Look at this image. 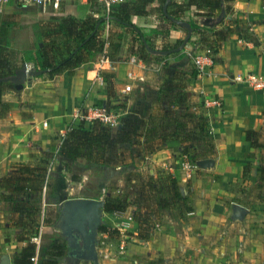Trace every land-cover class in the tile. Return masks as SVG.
<instances>
[{
  "label": "crops",
  "instance_id": "1",
  "mask_svg": "<svg viewBox=\"0 0 264 264\" xmlns=\"http://www.w3.org/2000/svg\"><path fill=\"white\" fill-rule=\"evenodd\" d=\"M230 4L235 15H238L242 22L252 26L259 44L246 42L234 34L228 36L222 41L215 55L217 61L214 62L212 69L201 77L189 78L187 75L186 83V90L191 93V102H203L199 112L209 118L215 146V154L209 158H212L213 162L205 168L197 166L189 171L185 170L180 164L181 143L177 140L167 141L157 151L146 156H143L139 146L135 148L141 158L139 168L154 176L161 170H167L182 188L183 193L189 197L187 206L191 210H184L181 204L183 207L181 214L179 211L174 216L166 213L165 207L158 213L157 207L158 217L155 216L154 220V223L157 221L156 231L150 232L146 239L125 236L122 233L120 244L124 243V250L119 252L102 247L97 241L98 264H264V199L259 200L255 195L253 199L249 198L246 188L243 187L247 182L251 185L256 181L258 164L255 157H247L245 154H255L258 149L252 148L250 143L242 138L243 130L261 131L264 128V91L234 79L236 75L246 72H256L264 76V0H234ZM95 5L96 0H63L59 11L45 13L40 12L36 6H31L30 10L22 6L26 12L19 17L23 23L29 25L47 20L50 16H73L81 19L94 10H99ZM158 6L157 0L147 3L145 7L147 14L132 15L131 22L142 30L150 42L161 44L162 47L166 43L174 44L177 40L184 39L187 36L184 26L178 23L171 27L167 24L161 19ZM15 9H18L17 1L11 0L5 6L1 20L12 16L11 13ZM195 12V8L185 11L180 21L197 20L201 24L200 21L207 18L196 16ZM117 31L121 32L122 29L112 23L109 30H103L102 35L106 37L118 33ZM130 39V33H123L118 53L114 58H109V63L101 70L113 74L117 95H121L120 90L126 82L125 75L129 70L144 77L140 86H134L133 90H148L149 87H156L162 83V78L154 82L155 78L151 77L153 74L147 62L141 61V67L129 64ZM192 50V44L186 43L180 51L162 55L172 57L173 62H176L173 65L177 66L191 59L188 54ZM153 51L158 50L153 48L150 51L151 55L155 54ZM105 53L107 55V49ZM181 53L186 56L179 58ZM96 60L97 57L92 63L75 68L72 73L68 71L58 73L51 80L44 77L27 78L21 90L13 88L2 94L1 100L7 104L8 111L0 117V178L14 170L13 164L37 161L42 152L48 151L50 145L58 148L61 137L69 128H77L81 123L85 128L89 126L87 122L74 117L77 110L91 104H105L110 99L105 83L100 85L94 80L97 68L95 71L91 68L96 65ZM164 74L163 72V76ZM212 99L219 100L220 106L205 103ZM127 102L124 112L135 108L130 99ZM115 132L116 127L112 129V133ZM260 140L262 141L263 137ZM117 147L120 148L119 152L123 148L130 150L129 145L119 144ZM133 147L135 146H131L134 151ZM132 150L130 152H133ZM124 157L118 155L113 158L111 164L114 162L116 170L122 168ZM132 158L134 161L137 160L136 157ZM55 160L69 163V166L71 164L70 161L59 157H54ZM83 163L84 159H78L74 164ZM245 164L250 165L247 182L245 181L247 177L242 176ZM79 169L75 173L80 177V181H70L66 189L67 193L70 188L71 191L81 194L78 196L67 194V199L101 198L102 187L93 182L94 177L90 174V168L82 165ZM50 172L47 177L51 176ZM240 181H245V184L237 191L233 186ZM34 192L27 189L21 193H13L12 196L22 200L28 196L31 198ZM8 194L9 191L0 188V261L3 255H8L10 264H13L14 257L19 255L20 250L26 245V241L19 240L18 235L26 232L27 228L21 226L19 222L17 225L11 224L16 219V222L21 221L23 214L14 212L10 202L1 198V195ZM40 194L42 197L45 196L44 185ZM235 198L240 199L241 204L233 202ZM62 203L40 205L39 228L33 235L39 234L40 238L36 264L50 256L53 252L52 242L58 241L51 239L52 242L46 247L47 239H43L42 234L54 229L52 226L56 225ZM235 204L243 208L239 216L234 215ZM44 213L46 219L55 220L52 226L43 225ZM103 214L112 217V213L104 210L102 218ZM131 233L136 234L137 230H131ZM102 235L107 236L105 233ZM33 236L30 237L31 242ZM67 250L58 258L65 256L68 259L67 264H74L77 260L68 257Z\"/></svg>",
  "mask_w": 264,
  "mask_h": 264
},
{
  "label": "trees",
  "instance_id": "2",
  "mask_svg": "<svg viewBox=\"0 0 264 264\" xmlns=\"http://www.w3.org/2000/svg\"><path fill=\"white\" fill-rule=\"evenodd\" d=\"M155 0H127L118 3L111 8L108 19L111 23L122 29L121 33L110 34L104 37L103 26L104 17H95L93 13L85 18H75L73 16H50L47 20L38 21L31 25L34 35L33 43L30 47L21 51L20 64L27 63L32 66L45 79H53L58 73L73 70L82 64L92 63L95 58L105 52L110 59L114 58L121 46L122 33L131 34V43L129 53L135 55L143 62H147L153 49L151 42L146 38L142 30L131 22L132 15H146V4ZM161 19L167 22L171 27L176 26V21L181 20L185 11L195 8L196 16H204L215 19L221 12L223 18L214 26L201 25L197 20H188L184 26L186 37L177 40L174 44L166 43L162 49L156 51H180L186 43H191L193 48L198 44L199 48L205 47L210 51L213 62H216V53L219 47L228 36L236 35L237 38L254 45L259 44L258 38L252 30V26L242 22L238 15H235L231 2L234 0H157ZM166 24V25H167ZM13 24L7 19L0 21V79L11 76L16 69L20 67L17 63V50L10 46V31ZM196 37V39H192ZM186 41V42H185ZM185 42V43H184ZM108 44V45H107ZM201 49V48H200ZM186 56L179 54V58ZM166 57V56H162ZM177 66L171 65L165 70L163 81L156 90H146L151 93V101L142 103V107L135 106L134 109L124 112L125 103L117 104L107 108L121 109L119 123L116 126L115 134L112 133V127L101 123L98 120H92L88 127L82 123L77 128H69L61 137L58 148L50 145L47 152L44 153L35 163H16L13 164V171L0 178V188L9 191L8 195H1V198L10 202L14 212L22 213L21 221H13L11 224L27 228V231L18 235L19 240L26 241V245L20 250L19 255L13 259V264H32L31 257L35 252V244L30 241V237L37 233L39 228L38 218L41 215L39 200L28 198L15 199L13 193H21L27 189L40 194L45 186V197H56V202H63L67 199L64 191L65 177L57 174L56 177H47L49 162L54 157H59L75 163L78 159H84L83 166L99 168L101 178L97 183L102 187L105 176L109 177L110 172L118 171L116 167L111 166V150L119 145L139 146L143 156L150 155L161 148L169 140H177L181 143V154H190L195 147H200L199 158L191 159L195 163L200 159H207L215 154V146L212 134L210 132V121L208 116L199 112L203 102H190L191 93L186 90V84L178 81L179 70ZM100 75L107 88V96H115L114 76L110 72L101 71ZM189 78H195L197 72L192 69ZM6 86H12L9 81L0 80V117L7 113L8 106L1 100ZM138 91V90H137ZM137 105V104H136ZM242 138L250 143L252 148L263 149L264 141H261L260 130H243ZM247 157H254V153L245 154ZM189 157V155H188ZM65 163V162H63ZM256 181L254 189L257 190L255 197L259 200L264 199V158L259 156L257 160ZM68 164L69 163H65ZM70 164V165H71ZM63 168V167H62ZM250 165L243 166L242 176L246 178ZM64 169V168H63ZM65 170H69V168ZM80 177L72 174L70 181L78 182ZM29 183L35 185L30 186ZM172 196L177 202L181 203L184 210L190 211L187 206L189 197L185 195L182 188L177 185L175 179L171 180ZM128 184H125V188ZM164 189H158L163 193ZM249 190H247V195ZM86 196V195H85ZM38 197H40L38 195ZM162 197V198H161ZM104 211L108 213L123 212L130 206V201L126 194L119 197L104 196ZM163 196L155 200V208L166 207V200ZM240 203V199H234ZM50 204V201H46ZM241 204V203H240ZM142 207H145L142 204ZM142 209V208H141ZM144 211L150 212L147 208ZM157 210H154L157 215ZM138 214H134L132 219L137 222L138 239H146L149 236L150 228L144 223L151 222L152 218L143 221ZM55 220L43 217V225H53ZM142 225V226H141ZM100 233H105L110 238H117L121 231L112 228L106 224L99 227ZM52 251L48 258L42 259L38 264H59L58 257L64 255L67 250L65 240L52 242Z\"/></svg>",
  "mask_w": 264,
  "mask_h": 264
},
{
  "label": "rangeland",
  "instance_id": "3",
  "mask_svg": "<svg viewBox=\"0 0 264 264\" xmlns=\"http://www.w3.org/2000/svg\"><path fill=\"white\" fill-rule=\"evenodd\" d=\"M17 6L18 9H15L11 14L12 16H9V18H5L7 19V21L12 25L11 27V31H10V36H11V43L10 46L14 49L17 50V63L18 65L20 64V56H21V51L30 47L33 43L34 40V35H33V30L31 25L33 24H25L23 23L21 17H19L22 13L26 12V10H24L22 8V6L28 8L29 10L32 8L31 6H25L20 2H17ZM95 7H98L97 4L95 5ZM204 26V25H203ZM116 31V30H115ZM119 33H121L120 31H117ZM123 35V33H122ZM32 36V37H31ZM30 40H32L30 42ZM152 47L155 48L156 50H159L162 48V46H160L161 44H157L153 41H151ZM199 46V45H198ZM201 49H205V47H200ZM163 55L156 52L154 55H150V57L148 58L147 64L150 68V71L153 75H151V77L154 79V82L159 81L162 78L163 81V72L165 73V70L167 67H170L173 64H176V62H173V59H171L172 57H162ZM172 56V55H171ZM177 61V60H176ZM19 67V68H20ZM177 70H179V74H178V81H181L183 84H186L188 81V73L194 69V62L192 59L184 61V63H179L177 65ZM93 71L96 70V65L92 66L91 68ZM161 84V83H159ZM157 86H159L158 84L156 85V87H149L148 90H156ZM13 90V85L12 86H6L4 88V93L7 91H11ZM138 89H134L133 91H131L129 94L127 95H117L115 93V96L111 97L109 100H107V102L105 103L108 107L112 106H116L117 104H124V103H128V99H130L131 104H135L136 108L137 107H142V103H149L151 101V93H147L148 91L146 90H140L137 91ZM191 102V100H190ZM137 104V105H136ZM126 107V106H125ZM109 108V109H111ZM115 107H113L114 112H116L120 118V116L122 115L121 113L123 112V110L121 109H114ZM5 115V114H4ZM87 124H90V122H87ZM264 128H262V130L260 131L261 137H263L264 141ZM137 146L133 147L134 149ZM120 148H118L117 146H115L112 150H111V158H115L118 157V155L120 156H125L124 158H122V161H124V163L122 164V168L119 169L118 171H114V172H110L109 177L105 176L106 179H104L102 182V189H101V198L103 199L104 196H114V197H119L122 194H126L128 196V199L130 201V206L123 212H115L112 213V217L109 215H104V218H102V223L101 224H106L107 226H111L112 228H117L121 231V233H123L125 236H135L134 233H131L132 231H136L137 230V224L136 222L132 219L134 214H138L139 216L141 215L140 218L143 219V221L145 219H149L152 218L153 220V224L151 222L146 223V225L143 226H149L150 228V232L154 233L157 229L156 228V224L157 221L154 220L156 219L154 210H156L155 205L157 200L159 199L160 196H163L164 200H166V204H165V208L167 209V212L169 215H176L179 211L181 214V208H183L181 206V203L177 202L176 199L172 196V185H171V180L173 179L169 173L167 172V170L163 171H159L158 174L154 175H148L147 172L142 171L139 167V161L141 160L139 152L137 151V149H135L134 151L132 150V148L130 150H127V148H123L122 151H120ZM133 152H130V151ZM201 148L200 147H195L194 151L191 150L189 155V159H197L200 156V152H201ZM47 152V151H46ZM45 153V152H44ZM44 153L42 152L41 156L42 157L44 155ZM119 153V154H118ZM214 155V154H213ZM261 156L264 158V148L263 149H258L257 153L254 154V157L256 159V161L258 160V157ZM39 157V158H40ZM132 157H136L137 160H133ZM212 157V156H210ZM131 158V159H130ZM38 160V159H37ZM138 161V162H136ZM145 161V160H144ZM192 161V160H191ZM36 161H33L32 163H35ZM194 162V161H193ZM83 164H71L70 166L68 164H65L63 162H61L60 160L58 161H54L53 160V168L51 170V177H56L57 174H61L65 177V187H64V191H65V195L67 197V194L70 196H78L81 193L79 192H75L74 190L71 191V189L69 188V192L67 193V184H70V177L72 176V174H77L75 172H78L82 167ZM111 166H115L114 162L111 164ZM64 168V171H62L61 169ZM69 168V170H65ZM90 174L92 177V180L94 179L93 182H95L96 184L100 181L101 178V170L99 168H93L91 166L90 168ZM74 172V173H73ZM120 173V174H119ZM246 182L249 180V174L246 176ZM80 181V180H79ZM245 181H240L234 184V189L235 190H239L241 189V187L243 186V184H245ZM128 184V187L125 188V184ZM255 182H252V184L250 185L249 182L246 183V185H244L243 187L246 188V190H249L248 193V197L253 199L254 195L256 194L257 190H255L253 187ZM246 186H250V187H246ZM163 188L164 192L160 193L158 192V189ZM185 192V191H184ZM38 195L40 197H38ZM162 198V197H161ZM31 200L35 201V200H39L40 205L44 206L47 205L46 201H50L51 203L56 202V197H50L49 199H47L45 196L42 197L41 194H38L37 192L33 194V196L31 197ZM156 200V202H155ZM235 202V201H233ZM237 203V202H235ZM142 204L145 205V207H142ZM237 205V204H235ZM142 208V209H141ZM147 208L150 212L152 213H146L148 211H144V209ZM161 208L159 209L158 213H161ZM163 211V210H162ZM166 211V210H165ZM171 212V213H170ZM131 217V220H129L128 218ZM158 217V216H157ZM161 219V218H160ZM135 223V224H134ZM145 224V223H144ZM142 226V225H141ZM54 228V229H53ZM52 229L49 233H45L42 234L43 239H47V241L45 242V246H49V244L52 242L51 239H56V240H64V237L62 236L60 231V228L55 226H52ZM98 238V243L100 246L102 247H108L110 250H114V251H118L119 252V245H120V236L117 238H110L109 236H103L102 233H98L97 234ZM136 237V236H135ZM125 239V238H124ZM67 254V252H66ZM59 264H67L66 262L68 261V259L64 256L60 259H58ZM74 264H92L90 262H83V261H75Z\"/></svg>",
  "mask_w": 264,
  "mask_h": 264
},
{
  "label": "built area",
  "instance_id": "4",
  "mask_svg": "<svg viewBox=\"0 0 264 264\" xmlns=\"http://www.w3.org/2000/svg\"><path fill=\"white\" fill-rule=\"evenodd\" d=\"M10 1L11 0H0V21L4 14V8ZM15 1L20 2L25 6H36L40 12L45 13V12L59 11L60 4L63 0H15ZM125 1L127 0H96V4L98 6L97 8L99 10H94L93 15L95 17H99V16L104 17V26H103L104 31L109 30L112 24L108 19V15L111 11V8L114 5ZM188 56L194 62V69L197 72L196 77H201L205 75L209 70L212 69L214 65L210 51L208 49L206 50L200 49L198 47V44H196L193 50L189 52ZM128 62L132 66H138V67L142 66L141 60H139L134 55L129 56ZM108 63H109V57L106 55L105 52L97 56V60H96L97 70L95 73L94 80L100 85L104 84L100 72L103 69L104 65ZM125 79L126 82L122 85V88L120 90L121 95L129 94L133 90L134 86L139 87L140 84L144 81L143 75L136 74L133 70H129L126 73ZM234 79L236 81L245 82L254 89H259L261 91H264V76L261 74H258L256 72H246L245 74L236 75ZM205 103L214 106H220L219 100L217 99H212L211 101L208 100V102ZM74 117L79 121H84V122H91L92 120H98L101 123L108 125L112 128H115L119 123L118 114L113 110L108 109L105 104H91L85 107L84 109L77 110ZM180 157H181L180 164L185 170L189 171L197 167L196 163L192 162L187 154H181ZM53 160L54 158L51 159V161L49 162L47 173H49L52 170ZM128 219L131 220V217H129ZM31 240L35 244V255H33L30 259L32 261V264H36L37 262L36 255L38 252V247H39L38 243L40 240L39 234L33 236ZM119 250L120 251L124 250L123 242L120 244Z\"/></svg>",
  "mask_w": 264,
  "mask_h": 264
},
{
  "label": "water",
  "instance_id": "5",
  "mask_svg": "<svg viewBox=\"0 0 264 264\" xmlns=\"http://www.w3.org/2000/svg\"><path fill=\"white\" fill-rule=\"evenodd\" d=\"M169 0H166V3ZM223 12L215 18H204L200 21L202 25L214 26L223 18ZM185 26L187 23L180 20L176 21ZM186 42V41H185ZM184 42V43H185ZM156 53L155 51H153ZM170 51H159L160 54H168ZM40 75L27 63H23L15 73L2 81L12 83L15 90H21L27 78ZM213 162L212 158L199 160L196 162L198 167H208ZM104 210V199L78 197L70 198L63 201L56 226L60 228V233L66 240L67 256L74 260L90 262L98 264V255L96 251L97 234L99 227L102 225V212ZM235 216H239L243 212V208L239 205L233 206ZM0 264H10V257L3 255Z\"/></svg>",
  "mask_w": 264,
  "mask_h": 264
},
{
  "label": "flooded vegetation",
  "instance_id": "6",
  "mask_svg": "<svg viewBox=\"0 0 264 264\" xmlns=\"http://www.w3.org/2000/svg\"><path fill=\"white\" fill-rule=\"evenodd\" d=\"M76 260V259H75Z\"/></svg>",
  "mask_w": 264,
  "mask_h": 264
}]
</instances>
